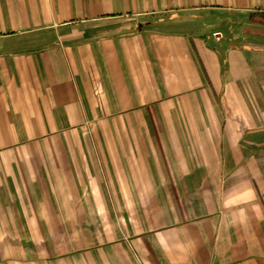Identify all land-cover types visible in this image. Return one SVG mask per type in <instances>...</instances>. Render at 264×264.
Returning <instances> with one entry per match:
<instances>
[{
    "label": "crops",
    "instance_id": "0c3cea01",
    "mask_svg": "<svg viewBox=\"0 0 264 264\" xmlns=\"http://www.w3.org/2000/svg\"><path fill=\"white\" fill-rule=\"evenodd\" d=\"M254 10L0 0V264H264Z\"/></svg>",
    "mask_w": 264,
    "mask_h": 264
},
{
    "label": "trees",
    "instance_id": "16d2710c",
    "mask_svg": "<svg viewBox=\"0 0 264 264\" xmlns=\"http://www.w3.org/2000/svg\"><path fill=\"white\" fill-rule=\"evenodd\" d=\"M249 19L254 23L264 25V10H254L249 13Z\"/></svg>",
    "mask_w": 264,
    "mask_h": 264
},
{
    "label": "bare ground",
    "instance_id": "6f19581e",
    "mask_svg": "<svg viewBox=\"0 0 264 264\" xmlns=\"http://www.w3.org/2000/svg\"><path fill=\"white\" fill-rule=\"evenodd\" d=\"M223 34L221 32H216L214 33V37L217 39V40H220L222 38Z\"/></svg>",
    "mask_w": 264,
    "mask_h": 264
}]
</instances>
